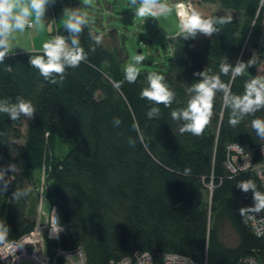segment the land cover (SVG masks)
<instances>
[{
	"label": "trees",
	"instance_id": "1",
	"mask_svg": "<svg viewBox=\"0 0 264 264\" xmlns=\"http://www.w3.org/2000/svg\"><path fill=\"white\" fill-rule=\"evenodd\" d=\"M66 5L88 15L79 36L86 61L67 68L62 81L54 76L56 83L29 65L42 50L10 52L0 63V99L15 102L19 96L36 107L33 120L11 121L0 114V168L16 165L14 173L5 175L11 178L8 190L0 192V223L8 228V238L34 227L33 190L44 166L48 199L65 228L60 244L80 246L86 264H109L135 251H150L155 264L168 252L197 264H250L244 259H260L264 237L251 232L246 218L254 206L253 193L237 185L251 179L258 191L264 189L251 171L230 175L224 161L230 143L239 144L254 161L260 159L258 147L264 140L251 122L264 119V108L232 127L231 110L217 92L209 123L199 136L181 133L183 122L173 120L171 111L187 106V89L200 79L194 74L203 70L219 75L238 96L247 82L264 78L257 72L264 61V0H191L203 18L231 16V23L217 24L220 31L211 37L197 34L184 40L180 32L168 36L166 69L142 68L134 83L124 74L125 37L103 22L99 9L93 13L79 0H55L47 12L56 19ZM64 23L53 33L67 37ZM95 36L101 37L98 45ZM250 59L254 63L235 80L231 73L220 72L222 63L235 66ZM151 72L163 75L174 91L170 107L140 97ZM151 107H159L158 117H147ZM114 118L120 119L119 126ZM57 141L70 144L62 156L54 153ZM16 189H26L28 195L13 199ZM226 226L236 234L234 244L222 238Z\"/></svg>",
	"mask_w": 264,
	"mask_h": 264
},
{
	"label": "clouds",
	"instance_id": "2",
	"mask_svg": "<svg viewBox=\"0 0 264 264\" xmlns=\"http://www.w3.org/2000/svg\"><path fill=\"white\" fill-rule=\"evenodd\" d=\"M54 2L55 0H0V63L5 61L12 49L13 34L23 32L26 28H43L47 8ZM88 2L89 0H85L86 4ZM130 6L135 8V15L140 18L158 17L170 11L169 7L160 3L159 0H130ZM65 13L67 20L64 23V30L68 36L56 35L43 44L42 55H34L29 59V65L37 69L45 80L51 79L52 83L57 82L54 76H58L62 81L67 68H76L88 58L79 40L84 26L88 24L87 13L72 9H65ZM180 15L179 32L184 40L194 38L197 34L211 37L220 31L216 27L217 24L224 25L232 21L231 16H222L218 19L203 18L201 13L195 9ZM93 39L97 45L101 43L100 36H95ZM94 50L93 48L92 51ZM133 60L134 62L128 64L124 70L125 79L129 83L137 80L140 74L138 66L144 62L145 57L139 53L133 57ZM253 63V59H250L247 64L238 61L235 66L225 62L220 65V72L224 75L231 73L232 80H235L244 73L246 66ZM194 75L199 76L200 79L187 89L190 95L187 106L171 111L173 120L183 122L179 129L181 133L187 132L194 136L202 134L211 118L217 92L223 93V104L231 110L228 123L232 127L237 126L246 115L254 114L264 108V78H255L247 82L244 94L238 96L232 94L230 84L222 82L219 75H210L208 70ZM164 81L163 75L156 72L149 73L148 86L142 89L140 97L155 105L163 104L165 107H170L175 99V93ZM35 113V105L23 97H16L15 102L7 98L0 99V114L7 115L11 121L20 120L21 117L33 120ZM159 114V107H151L147 112V117L151 119L158 117ZM113 123L119 126L121 121L119 118H114ZM251 126L257 137L264 140V119L252 120ZM133 127L139 133L138 125ZM129 144L134 146L135 141L129 138ZM9 171L14 173L16 165L9 164L6 168H0V192L8 190L11 178L6 180L5 175ZM237 187L245 193L249 191L253 193L254 206L249 207V210L255 212L264 210V193L256 189V184L251 179L240 182ZM27 195L26 189H16L12 198L19 200ZM240 211L243 213L244 209ZM62 230L58 216H54L50 235L58 239ZM7 232L8 228L0 223V240L4 239Z\"/></svg>",
	"mask_w": 264,
	"mask_h": 264
},
{
	"label": "built area",
	"instance_id": "3",
	"mask_svg": "<svg viewBox=\"0 0 264 264\" xmlns=\"http://www.w3.org/2000/svg\"><path fill=\"white\" fill-rule=\"evenodd\" d=\"M160 3L173 5L175 12L181 19V13L190 12L193 7L190 0L182 2ZM182 5V7L180 6ZM58 35L54 33V37ZM260 159L253 160L250 153L246 152L239 144L230 143L226 146V157L224 164L230 175L241 171H251L256 175L259 183L264 189V142L258 147ZM41 176L35 187V196L39 201L38 213L35 218L34 227L16 239H9L7 233L0 240V264H20L23 259H29L35 264H86L84 252L80 246L63 247L60 238L65 232L59 233V238L50 235L52 218L56 216V205L48 204L47 210L42 206L47 199V186L45 182V167L41 168ZM210 189H211V185ZM47 201V200H46ZM246 218L251 232L259 237H264V210L255 212L250 210ZM250 264H264V254L261 258L250 256L244 259ZM109 264H155L153 254L150 251H135L132 255L123 256L117 260H110ZM161 264H197L190 257L175 253H165Z\"/></svg>",
	"mask_w": 264,
	"mask_h": 264
},
{
	"label": "rangeland",
	"instance_id": "4",
	"mask_svg": "<svg viewBox=\"0 0 264 264\" xmlns=\"http://www.w3.org/2000/svg\"><path fill=\"white\" fill-rule=\"evenodd\" d=\"M79 1L84 3L93 13L98 12L99 9L100 13L103 14V22L109 26H113L118 34L125 37L124 43L127 58L124 62V68L134 62L133 57L141 49V54L145 57V63L138 66L140 69L145 67L148 69H166L170 57V46L167 37L179 31V22L173 5H169L170 11L164 15L140 18L135 15V8L130 6V0H89L87 4L85 0ZM65 9H71V6L66 5L63 15L56 19L50 16L47 10L43 28H26L23 32L14 33L11 39V50H20L15 52L35 50L33 49L34 46H40L44 44L45 40L49 41L53 39V32L56 26L61 25L67 20ZM105 40L108 41L109 39L105 37ZM148 61L151 63L148 64ZM257 72L260 75L264 74V61L261 62ZM69 148L70 144H61L57 141L54 146V153L62 156ZM40 176L41 172L39 171L38 178ZM207 188L209 191L210 186L208 185ZM48 204L52 203L47 196L42 207L47 210ZM38 205L39 201L35 196V218L38 213ZM222 238L227 244H234L237 239L234 230L229 226L225 227ZM20 264L35 263L29 259H23Z\"/></svg>",
	"mask_w": 264,
	"mask_h": 264
},
{
	"label": "crops",
	"instance_id": "5",
	"mask_svg": "<svg viewBox=\"0 0 264 264\" xmlns=\"http://www.w3.org/2000/svg\"><path fill=\"white\" fill-rule=\"evenodd\" d=\"M163 1H165V2H182L183 0H163ZM175 15H176V17H177V20H178V22H180L179 21V18H178V16H177V14H176V12H175ZM179 32V31H178ZM48 40H45V42H47ZM44 42V43H45ZM42 46H43V44L42 45H40V46H34L33 47V49H35V50H42ZM11 51H13V52H15V51H20V50H11ZM10 51V52H11Z\"/></svg>",
	"mask_w": 264,
	"mask_h": 264
},
{
	"label": "water",
	"instance_id": "6",
	"mask_svg": "<svg viewBox=\"0 0 264 264\" xmlns=\"http://www.w3.org/2000/svg\"><path fill=\"white\" fill-rule=\"evenodd\" d=\"M139 53H141L140 49H139V51L137 52V54H139ZM144 62H145V60H144ZM144 62H143V63H144ZM143 63H142V64H143ZM150 63H151V62L148 61V64H150Z\"/></svg>",
	"mask_w": 264,
	"mask_h": 264
}]
</instances>
